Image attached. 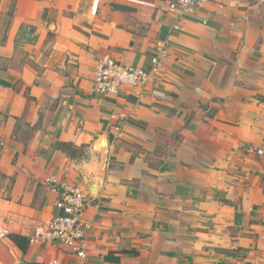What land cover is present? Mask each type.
<instances>
[{"label": "crops", "instance_id": "0c3cea01", "mask_svg": "<svg viewBox=\"0 0 264 264\" xmlns=\"http://www.w3.org/2000/svg\"><path fill=\"white\" fill-rule=\"evenodd\" d=\"M135 2L126 22L18 0L12 27L38 37L0 42V220L28 237L56 212L54 175L84 187L91 229L84 260L7 236L0 264H264V0H208L181 29L167 0ZM160 38L167 80L96 93L104 54L149 69Z\"/></svg>", "mask_w": 264, "mask_h": 264}, {"label": "built area", "instance_id": "2783aa9c", "mask_svg": "<svg viewBox=\"0 0 264 264\" xmlns=\"http://www.w3.org/2000/svg\"><path fill=\"white\" fill-rule=\"evenodd\" d=\"M168 10L175 14L174 29H181L183 23L189 21V16L208 0H167ZM156 55L151 60V67L145 69L138 65L123 63L106 53L97 62L93 77L97 94L104 96H119L124 88L145 89L148 83L157 80H167L170 73L165 67V61L170 55V44L167 39H157L154 43ZM126 118L125 113L119 115ZM260 153L263 150H259ZM47 184L52 192L57 194L54 206L56 212L47 220L39 223L31 234L30 242L50 244L64 247L74 253L76 258L84 260L89 255V235L91 225L82 218V213L88 198L84 187L69 179H58L51 176ZM9 235L0 220V246ZM51 264H63L61 259L53 258Z\"/></svg>", "mask_w": 264, "mask_h": 264}, {"label": "rangeland", "instance_id": "374dc122", "mask_svg": "<svg viewBox=\"0 0 264 264\" xmlns=\"http://www.w3.org/2000/svg\"><path fill=\"white\" fill-rule=\"evenodd\" d=\"M72 5H76L78 10L70 11L71 14H75L76 11L87 10L90 16L95 14H104L106 17L117 16L125 17L126 22L134 20L136 10H140L143 5H136L137 0H72ZM18 0H0V42H4L8 36L14 37V42L20 47L27 43H35L38 35L36 34V28L29 23H22L18 27H12L13 16L16 10ZM135 3V4H134ZM27 6V5H26ZM81 8V9H80ZM123 21V19H120ZM13 30V35L8 34L9 30ZM53 38V33L47 35V39ZM23 48V47H21ZM6 180L0 173V198L11 197V194L4 193V183ZM11 185V183H9ZM5 226V225H4ZM6 227V226H5ZM6 260V259H5ZM6 262H10L6 261ZM27 264V262H26Z\"/></svg>", "mask_w": 264, "mask_h": 264}, {"label": "trees", "instance_id": "16d2710c", "mask_svg": "<svg viewBox=\"0 0 264 264\" xmlns=\"http://www.w3.org/2000/svg\"><path fill=\"white\" fill-rule=\"evenodd\" d=\"M32 28H35V26H33ZM55 147L62 150L63 152H66L69 156L75 158L83 155L85 145L77 146L72 142L58 141L56 142ZM8 236L24 253L27 252L30 245L29 237L19 233H10Z\"/></svg>", "mask_w": 264, "mask_h": 264}]
</instances>
